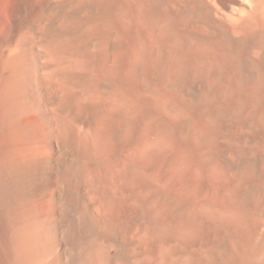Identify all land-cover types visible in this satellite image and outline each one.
I'll use <instances>...</instances> for the list:
<instances>
[{
  "label": "bare ground",
  "instance_id": "obj_1",
  "mask_svg": "<svg viewBox=\"0 0 264 264\" xmlns=\"http://www.w3.org/2000/svg\"><path fill=\"white\" fill-rule=\"evenodd\" d=\"M0 264H264V0H0Z\"/></svg>",
  "mask_w": 264,
  "mask_h": 264
},
{
  "label": "rangeland",
  "instance_id": "obj_2",
  "mask_svg": "<svg viewBox=\"0 0 264 264\" xmlns=\"http://www.w3.org/2000/svg\"><path fill=\"white\" fill-rule=\"evenodd\" d=\"M227 152H229V151H227V148H226V153H225V154H226V156L228 155V153H227Z\"/></svg>",
  "mask_w": 264,
  "mask_h": 264
}]
</instances>
